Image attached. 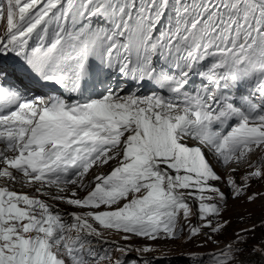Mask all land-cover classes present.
<instances>
[{"label":"snow or ice","instance_id":"snow-or-ice-1","mask_svg":"<svg viewBox=\"0 0 264 264\" xmlns=\"http://www.w3.org/2000/svg\"><path fill=\"white\" fill-rule=\"evenodd\" d=\"M0 264H264V0H0Z\"/></svg>","mask_w":264,"mask_h":264},{"label":"rangeland","instance_id":"rangeland-1","mask_svg":"<svg viewBox=\"0 0 264 264\" xmlns=\"http://www.w3.org/2000/svg\"><path fill=\"white\" fill-rule=\"evenodd\" d=\"M253 190H257L254 186ZM249 207L253 212H254V218L255 219H259L260 218V207H259V202L256 204V205H250V206H247ZM231 231V230H230ZM258 235V238H259V233L257 234ZM190 247V246H188ZM213 247L212 245L209 246V248ZM205 251L208 250V249H204Z\"/></svg>","mask_w":264,"mask_h":264}]
</instances>
